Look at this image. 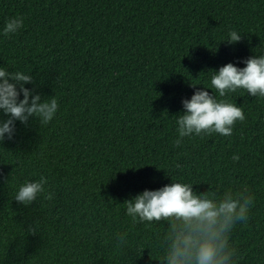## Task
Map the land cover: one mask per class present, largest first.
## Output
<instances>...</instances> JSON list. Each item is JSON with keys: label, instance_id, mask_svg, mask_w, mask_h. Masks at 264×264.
<instances>
[{"label": "trees", "instance_id": "16d2710c", "mask_svg": "<svg viewBox=\"0 0 264 264\" xmlns=\"http://www.w3.org/2000/svg\"><path fill=\"white\" fill-rule=\"evenodd\" d=\"M18 17L24 26L4 36ZM231 31L240 43H226ZM255 55L264 0H0V67L32 75L25 87L59 104L49 124L17 121L0 143V264H163L170 225L134 222L124 203L173 182L217 197L247 189L249 219L230 243L235 264H264V98L219 97L210 84V71ZM197 90L246 119L230 137L175 147L182 101ZM41 176L45 192L18 203L19 187Z\"/></svg>", "mask_w": 264, "mask_h": 264}, {"label": "clouds", "instance_id": "9594fccd", "mask_svg": "<svg viewBox=\"0 0 264 264\" xmlns=\"http://www.w3.org/2000/svg\"><path fill=\"white\" fill-rule=\"evenodd\" d=\"M23 26L22 17L12 18L7 21L3 35L15 34ZM242 39L236 31H231L226 43L236 45ZM243 63V68L228 63L218 71H210L211 88L219 97L243 89L252 97L264 98V55L249 57ZM28 84H35L32 75L0 67V112L8 117L0 120V143L14 138L17 121L27 126L29 120L35 118L41 125H47L58 111L55 97L43 99L25 87ZM182 104L184 112L176 117L175 147H180L184 138L193 135L203 138L217 133L230 137L236 122L246 119L242 107L225 99L218 100L216 94L207 90L195 91L191 99H184ZM232 159L239 161L240 156L233 155ZM46 184L43 176L38 181L25 182L19 187L15 200L25 206L32 205L45 192ZM193 188L192 184L173 182L158 190H145L125 201L127 215L134 222L163 221L170 225L162 242L163 264H235L238 251L230 243L231 233L237 223L248 221L255 197L247 194V189L235 193L228 189L217 197L214 192L201 194ZM53 198L51 192L45 196L47 200ZM29 231L35 234L33 229ZM117 238L119 245L126 242V234H118Z\"/></svg>", "mask_w": 264, "mask_h": 264}]
</instances>
